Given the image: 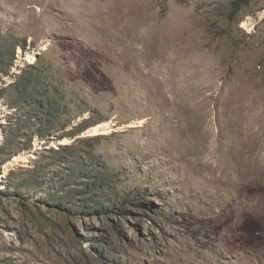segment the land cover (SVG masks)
Here are the masks:
<instances>
[{
  "label": "rangeland",
  "instance_id": "374dc122",
  "mask_svg": "<svg viewBox=\"0 0 264 264\" xmlns=\"http://www.w3.org/2000/svg\"><path fill=\"white\" fill-rule=\"evenodd\" d=\"M0 264H264V0H0Z\"/></svg>",
  "mask_w": 264,
  "mask_h": 264
},
{
  "label": "trees",
  "instance_id": "16d2710c",
  "mask_svg": "<svg viewBox=\"0 0 264 264\" xmlns=\"http://www.w3.org/2000/svg\"><path fill=\"white\" fill-rule=\"evenodd\" d=\"M33 68H36V70H41L39 67L35 66V64L31 65ZM15 84H13V91L15 92V98H14V103L10 104V107L12 108H16L18 106V103L20 102L21 98H19L22 94H24V97L27 99V95H29V92H23V89L24 87L27 85L25 81H22V80H17V82L15 81L14 82ZM26 88V87H25ZM41 95V94H40ZM41 97L43 98L44 95L42 94ZM48 105H49V102L48 103H44V114H50V113H53L52 111H49L48 110ZM48 119H51V116L49 115L48 116ZM92 126V125H91ZM90 127V125H89ZM88 127V128H89ZM80 134V132H77V133H74L73 136H76ZM62 149L64 150H67V151H70L73 149V147L70 145V144H66V145H63L62 147L59 148L58 152L61 151ZM100 182H103L102 180H98V181H93V185H98L100 184ZM27 185H30V184H27ZM35 186V184L33 185V187Z\"/></svg>",
  "mask_w": 264,
  "mask_h": 264
},
{
  "label": "bare ground",
  "instance_id": "6f19581e",
  "mask_svg": "<svg viewBox=\"0 0 264 264\" xmlns=\"http://www.w3.org/2000/svg\"><path fill=\"white\" fill-rule=\"evenodd\" d=\"M250 21H248V22H245L244 23V26H246V27H250ZM251 29V28H250ZM27 60H31V61H33V57L31 56V55H29V58L27 59ZM65 142V141H64ZM15 161V160H14ZM10 163V162H9Z\"/></svg>",
  "mask_w": 264,
  "mask_h": 264
}]
</instances>
